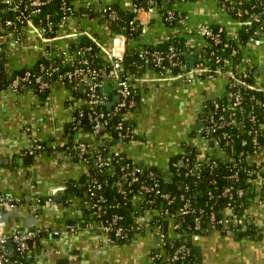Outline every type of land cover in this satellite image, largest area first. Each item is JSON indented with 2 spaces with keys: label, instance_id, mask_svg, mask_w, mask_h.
I'll list each match as a JSON object with an SVG mask.
<instances>
[{
  "label": "crops",
  "instance_id": "0c3cea01",
  "mask_svg": "<svg viewBox=\"0 0 264 264\" xmlns=\"http://www.w3.org/2000/svg\"><path fill=\"white\" fill-rule=\"evenodd\" d=\"M133 1L77 0L74 6L90 8L88 5H91L99 12V7L115 5L132 11ZM225 1L180 0L169 3L168 8L182 11L188 18V32L184 36L191 43L185 46L183 67L174 66L158 71L150 66L128 74L137 93L134 109L128 112L136 138L121 144V148L135 162L145 167L159 166L166 169L169 159L182 155L186 144L191 142L202 151L203 156H225L224 151L215 150L212 143L202 139L201 130L206 125L207 116L203 117L208 111L206 107L215 97L226 92L227 80L220 76L198 77L199 64L206 54V38L202 30L205 27H220L232 37L240 31L241 23L228 14ZM165 3L164 8L167 9ZM164 12L155 8L146 10L142 15L140 20L144 42L157 45L171 38L175 26L166 24ZM90 31L100 32L106 47L111 46V50L118 45L109 27L81 16L70 18L51 49L55 55L61 54L63 61H68L74 55L70 43H79L78 37L91 34ZM261 38L262 45L249 43L243 50L242 62L250 58L253 60L258 74L256 82L264 87V34ZM5 49L4 69L10 75L15 69L35 65L42 58L46 44L35 30H29L22 43L8 42ZM192 54H197V57L191 59V64L186 57ZM106 86L112 89L105 91L110 97L109 102L116 103L118 95L115 88L109 84ZM79 91L75 95L71 89L54 84L42 99L28 90L18 93L10 89L0 90V194L20 197L23 202L20 207L3 216L7 229L10 232L21 229L38 231V250L33 252L37 264H59L64 260L68 264H98L97 257L107 249L108 244L131 246L118 264H152L151 255L157 244L155 233L147 231L126 240L108 241L105 235L82 227L85 215L78 191L69 193L62 189L63 186L79 183L80 178L89 172V166L83 161L63 160L64 144L67 145L72 138L74 142L88 139L83 129L77 130L74 136L70 132L74 118L86 106L85 89L81 87ZM201 121L204 124L197 129L195 124ZM182 135L185 136L182 138ZM36 142L45 145L46 150L42 154L32 155L30 151ZM27 156L32 158L30 164L24 162ZM256 158L264 161V151ZM58 192H62V200ZM262 193L253 194V200L242 211L243 217L249 218L254 225L251 233L255 236L243 235L241 232L238 240L220 231L200 236L190 243V247H196V250L189 252L194 264H264ZM39 198L46 202L39 204ZM230 213L231 210L226 209L222 214L229 217ZM68 224L73 226L71 230H66ZM229 229L239 232L230 227L227 231ZM54 230L61 232L54 234ZM142 242L146 246H141V250L134 254L135 244ZM10 248L12 256L16 255L14 247L10 245Z\"/></svg>",
  "mask_w": 264,
  "mask_h": 264
},
{
  "label": "built area",
  "instance_id": "2783aa9c",
  "mask_svg": "<svg viewBox=\"0 0 264 264\" xmlns=\"http://www.w3.org/2000/svg\"><path fill=\"white\" fill-rule=\"evenodd\" d=\"M54 1H60L62 3L63 14L61 16L59 25L60 27H65L69 22L71 13L74 11V2L73 5L69 4L66 0H0V13H9V16L3 20H0V60L6 58V49L5 46L8 42L15 44L22 43L26 36V33L29 30H35L39 36L42 38L46 44V49L42 55V58L52 59L54 56H57L60 60L62 55H55L53 51L48 50V47L51 46L54 40L50 37H47L46 32L48 29H51L55 23L50 21L48 26H44L41 22H36L34 16L40 13L44 6L52 3ZM94 1V0H93ZM180 1V0H175ZM155 1L152 0V5H155ZM90 4V3H89ZM91 8V5H88ZM104 16H108L110 19H115L117 17V12L112 9L111 6H102L98 8ZM155 9V7L150 6L148 8L140 5L134 4L132 12L135 15L136 19H141L142 15L146 10ZM169 19L177 18V25L175 26L170 37L176 34L184 35L188 32L186 22L188 21L186 14L179 10H168L167 12ZM261 13L255 14L253 16L255 21H261ZM241 23V22H240ZM50 27V28H49ZM261 31L256 30L254 35L247 41L245 46H241L239 42L238 35L235 37L230 36L237 43L230 53L229 57L217 56L215 60V67L213 70H210L207 65V61L203 58V61L200 62L199 66V78H215L216 76L223 77L227 80V83H234L237 81V77H242L244 79L253 77V83L247 84L249 88L255 89L262 92V100L259 101L261 107L264 109V87L256 82L258 74L256 72V67L254 66L253 60L247 59L242 62L243 50L247 48L249 43L254 44V46L262 45V38L260 33L264 31V21ZM222 28L219 32H222ZM202 34L205 38L212 39L216 44L220 43L222 40L220 34L216 33L211 27H205L202 30ZM56 39V38H55ZM116 41L118 45H115L111 50V66L109 71H103L102 69H97L93 67L88 60H83V65L75 68L74 70L60 75V79L66 78L68 81L72 82L74 87L73 90L78 86L79 88L83 87L86 94V106L90 107L91 112L89 114V121L92 124V132L88 134V139L83 141L74 142L73 146L70 147L68 144H64L62 150L64 153V159L75 160L76 155L72 152V149L76 150L78 160L83 161L85 164L90 166V158L88 154L95 157L97 166L100 171H105L107 173H115L116 171L112 167V160L114 156L118 157H127L128 155L122 149H117L111 143L113 137H110L102 142L89 143L92 139L95 141L101 133V129L106 125L107 117H117L119 118V124L115 126L117 134L121 139L131 140L136 138V131L134 128L133 122L128 118V112L134 109L135 106V97L136 89L133 86L131 79L125 73L124 59L127 50V37L124 35H117ZM191 43L190 40L185 41V46ZM119 45L121 48L118 49ZM170 52L165 56L163 54H158L151 57L147 49L141 48L140 57L144 59L147 63H153V67L161 66L162 62L166 60H173L171 62V67L179 66L183 67V60H179V55L175 50L174 46L170 47ZM86 52L91 53V49L87 48ZM79 54L82 51L78 52ZM241 53V54H240ZM239 57V58H238ZM73 58H70V60ZM167 67V69H171ZM165 68V66L163 67ZM2 69L0 68V71ZM47 71V76L51 77L54 73H57L58 68H53ZM6 73V72H5ZM12 78L10 84L3 89H10L13 92H21L22 87H28L29 85H37L38 88L42 91L47 87V83L42 80V75L32 76L30 72L20 74H10L8 75ZM45 79V77L43 78ZM56 84L66 87V82L60 80ZM109 84L112 85L116 94L118 95V101L111 107L108 108L107 104L110 100L109 95L105 92V86ZM236 86V84H232ZM2 89V90H3ZM72 90V88H70ZM36 94V93H35ZM226 92L215 97L211 104H209L206 109L207 119L206 125L201 130L203 140L207 143H212V147L215 150H220L225 152V148L231 147L234 145V136L232 133L227 131H222V140L219 136L215 135V132L218 128L226 126V122L223 119L222 115H219L220 104L218 99L223 97ZM37 95V94H36ZM229 97H232L233 101L228 104L226 109H232L234 107L241 108L242 97L238 93H228ZM104 107L107 108L104 109ZM225 109V107H223ZM205 111V110H204ZM85 115L84 109H81L77 116L74 118V124L76 127L77 119ZM129 119L130 124L124 125V122H127ZM251 120L254 122H259V126L264 128V117L263 119H258L256 115L251 116ZM230 124L237 125L241 128L242 132L244 130V121L236 123V120L233 119ZM31 129V128H29ZM248 134H252V130H248ZM255 134V133H254ZM195 146L198 150L197 157L192 161L189 154L186 155L184 152L182 154V161L189 168L187 174L191 176H196V180L201 181L202 179V170L205 166L206 161L208 164L215 163V160H212L211 157L203 156L202 151L193 143H189ZM256 144L258 142L256 141ZM259 149H255L254 156H250L251 161H258L257 156H259L262 151H264V145H258ZM46 150L45 145L42 143L36 142L34 148L30 151V154H42ZM260 150V151H258ZM261 152V153H260ZM127 155V156H126ZM135 162V161H134ZM194 162V163H193ZM259 162H264L260 160ZM64 164L66 162H63ZM137 163V162H135ZM193 163V165H192ZM192 165V166H191ZM127 171L124 172L123 181L118 182L117 185H125L124 183H131L133 181H139L141 176L145 174L142 166L127 164ZM212 167V166H211ZM170 180L164 178L163 181L152 177V182L150 185H144L138 191L134 192L131 197V216L132 223L127 225L123 216L117 212L109 213L110 209H117L120 207L121 202L117 201L116 204H111L110 199L105 191H103V184L97 179V177H91V181L88 183V190L90 196L82 199L81 207L82 210L88 211L90 217L83 216L81 225L84 229L89 231H95L107 237L108 241L115 242L131 238L137 233H144L147 231H152L157 237L156 248L151 255L152 264L154 260L164 257V260L172 261H181L189 254V248L187 243H179L177 249L172 255H168L165 251L168 244L173 245L175 240H188L190 243L194 240H198L200 236H203L202 233H210L212 231L227 230L229 227L235 229L239 232L246 231L251 225V220L249 218L243 217V215L236 213V210L233 206L228 204L227 206L220 207V210H215V206L211 205V211L208 216L209 229L205 231L204 229V210L201 208V212L195 214L196 210L199 209L196 207L194 209L193 203L190 199V196L185 197L184 194H178L177 196L170 193L169 190H165V185H168ZM255 186L251 187L253 194L262 193L264 191V182L255 181L253 183ZM75 186H82L80 183H76ZM186 189H189V186H185ZM151 193H154L156 196L161 197L160 207L152 208L155 205L156 199L151 197ZM202 195H207L209 200L216 198L217 196H230L234 195L233 186H227L220 194H217L213 189L201 190L199 191ZM236 193L240 196H244V189H236ZM125 198V196H124ZM183 200L181 206L176 209H170L165 207V203L171 204L174 199ZM261 203L264 204V196L261 198ZM253 197H247V201L251 202ZM38 203H45L46 200L39 198ZM22 199L20 197H11L7 195L0 194V264H26L25 261L13 260L10 245L15 249L16 254H19L21 257H27L30 254V248L33 243H36L39 233L37 230H16L8 231L6 222L4 220V213L14 211L22 205ZM231 210L229 217H225L222 213L224 210ZM193 215V225L194 229L188 230L184 228V223L188 216ZM230 224L232 226H230ZM72 225L68 224L66 230H71ZM221 229V230H220ZM208 231V232H207ZM54 234H59L60 230L52 231ZM31 264V263H29ZM181 264V263H179Z\"/></svg>",
  "mask_w": 264,
  "mask_h": 264
},
{
  "label": "trees",
  "instance_id": "16d2710c",
  "mask_svg": "<svg viewBox=\"0 0 264 264\" xmlns=\"http://www.w3.org/2000/svg\"><path fill=\"white\" fill-rule=\"evenodd\" d=\"M69 4L73 5V0H66ZM155 5H152V0H134V4H140L146 8L153 6L164 12V20L166 24L171 27L177 25V18L169 19L168 18V10L173 9L172 7L165 9L164 3H174L175 0H154ZM226 11L228 14L238 21L241 22V28L238 33V38L241 46H245L247 41L254 35L256 30L261 31V27L263 26L264 21V0H226ZM62 3L60 1H54L44 6L42 11L34 16L36 22H41L42 25L48 26L50 21H53L55 25L48 29L46 32L47 37L55 40L63 28L60 27L59 22L61 16L63 14L62 11ZM111 6L114 11L117 12V17L115 19H110L108 16H104L101 11L96 12L95 8H74V11L70 14V18H79L81 16L88 17L90 20H97L99 24L103 26H107L111 30L112 38L117 35H124L127 37V50L124 59L125 65V73L130 78L128 74L134 73L135 71H142L146 67L153 66V63H147L144 59L140 57L141 48L147 49L151 57L156 56L158 54L167 55L170 52V47L174 46L176 52L179 55V60L184 59V49H185V41L186 36L184 35H173L167 41L162 44L154 45L153 43H147L142 40V32H143V24L141 20L136 19L135 15L130 10L120 9L115 5ZM261 13V21H255L253 16L255 14ZM9 16V13H0V20L5 19ZM50 28V27H49ZM216 33L220 34L221 42L216 44L212 39L206 38L204 49L206 54L204 55L205 60L207 61V65L210 70H213L215 67V60L218 55L222 57H229L232 49L236 47L237 43L231 38L224 29L222 32L220 27H211ZM91 34H81L78 38L79 43H70L71 51L74 53L73 59L68 61H63V59H59L57 56H54L52 59L41 58L35 65L31 67H23L15 69V74L22 75L23 73L30 72L32 76L42 75V80L47 83V87L42 91L38 88L37 85H29L28 87H22L20 91H32L36 93L40 98L44 99L52 86L56 84V82H60L63 80L66 82V87L68 89L72 88V92L77 95L80 91L79 86L73 90V83L68 81L66 78L60 79V75H64L77 67L83 65V60H88L89 63L97 68L102 69L103 71H109L111 66V46L106 47L103 35L100 32L90 31ZM53 45V44H52ZM51 45V46H52ZM51 46L48 47V50L53 51ZM90 48L91 53L86 52V49ZM106 48V49H104ZM82 51V53H78ZM241 54V53H240ZM239 58V57H238ZM171 62L173 60H166L162 62L161 66L155 67L158 71H164L167 67H171ZM167 63V64H166ZM165 66V68H163ZM4 63L0 60V90L7 87L12 78L5 73ZM53 68H58L57 73H54L53 76H47V71ZM173 68V67H172ZM45 77V79H43ZM237 81L234 83L236 86H232L234 83H228L226 85V94L218 99L220 104L219 115L223 117L226 126L222 128H218L215 132L216 136H219L222 140V131H227L232 133L234 136V145L231 147L225 148V156L223 158L211 156L212 160H215V163H212L211 166L208 164V160L205 163V166L202 170V179L201 181L196 180V176H191L187 174L188 166L183 163L181 164L182 155L180 156H172L169 159L168 166L166 169H162L159 166H150L145 167L140 163H135L133 159L127 157H118L114 156L112 160V167L116 171L113 173H107L105 171H100L95 157L88 154L90 158V166L89 172L86 175H83L79 183L82 184L83 188H79V186H73V193L77 190L78 196L82 199H85L90 196L88 190V183L91 181V177H97V179L103 184V191H105L109 197V201L111 204H116L117 201H120V207L117 209H110L109 213L117 212L123 216L127 225L132 223V208H131V197L134 192L138 191L144 185H150L152 182V177L162 180L164 178H168L170 183L168 184L167 191L174 195L184 194L185 197L187 195L190 196V199L193 203L194 209L198 207L199 209H195V214L201 212V208L204 210V229L208 230L209 221L208 216L210 214L211 205L215 206V210H220V207L233 206L236 210V213L240 214V211H245L247 206L249 205V201H247V197H251L253 195L251 191V187L255 186L253 183L255 181L264 182V162L251 161L250 156L257 155L255 154V149H259L258 145H264V128L259 126V122H254L251 120L252 115H256L258 119H263L264 117V109L261 107L259 101L262 100V92L251 89L248 87L249 84L253 83V77L250 78H242L237 77ZM248 84V85H247ZM238 93L240 97H242L241 108L234 107L232 109H226L228 104L233 101L232 97L228 96V93ZM211 102V101H210ZM209 102V104H211ZM108 107V106H107ZM225 107V109H223ZM85 115L83 117L77 119V125L73 123V128L70 129V132L73 134L76 133L77 130L83 129L88 134L92 132V124L89 121V114L91 112L90 107L84 106ZM104 109L107 110L106 107ZM235 119L236 123L241 120L244 121V130L241 131V128L237 125L230 124V122ZM107 124L104 125L101 129V133L98 137H96L95 141L92 139L89 143L102 142L110 137H113L111 143L117 149H122L121 144H126L131 141L128 139H121L118 134L115 126L119 124V118L117 117H107ZM130 121L128 119L127 122H124V125H129ZM252 130V134H248V130ZM255 133V134H254ZM71 134V135H72ZM71 136V137H73ZM115 141H117L115 143ZM256 141L258 144H256ZM70 147L73 146V138L68 143ZM260 151V150H258ZM74 155H76L75 160H78L76 150L72 149ZM190 155L191 160L194 161L195 157H197L198 150L195 146L191 144H186L185 151ZM261 153V152H260ZM194 163V162H193ZM192 163V165H193ZM131 164L132 166L138 165L142 166L145 174L141 176L139 181H133L131 183H124L125 185H117L118 182L123 181L124 172L127 171L126 165ZM191 165V166H192ZM186 185L189 186V189H186ZM227 186H233L234 195L230 196H217L216 198L209 200L207 195H202L199 191L213 189L217 194H220L222 190ZM242 188L245 193L243 197H240L236 193V189ZM125 196V198H124ZM264 196V194H263ZM151 197L155 198V205L152 208L160 207L161 197L156 196L154 193H151ZM183 200L174 199L171 204L165 203V207L170 209H176L181 206ZM86 217H90V213L88 211H83ZM193 215L187 217L184 228L188 230H193ZM221 230V229H220ZM254 231V225L251 224L249 229L243 231V235H248ZM208 232V231H207ZM222 234H226L227 230H221ZM202 235H207V233H202ZM186 242L188 247L190 246V241L177 239L173 243V245L168 244L166 246L165 251L168 255H172L174 251L177 249L179 243ZM39 240L37 239L36 243H33L31 246L30 254L27 257H21L19 254L12 256L13 260L25 261L26 264H37L35 258L33 256V252L38 250ZM194 264V260L192 255L189 253L185 259L181 261H172V260H164V257H160L154 260V264Z\"/></svg>",
  "mask_w": 264,
  "mask_h": 264
},
{
  "label": "rangeland",
  "instance_id": "374dc122",
  "mask_svg": "<svg viewBox=\"0 0 264 264\" xmlns=\"http://www.w3.org/2000/svg\"><path fill=\"white\" fill-rule=\"evenodd\" d=\"M181 132V131H180ZM185 135H182V138ZM132 149V148H131ZM132 152V150H130ZM136 246H134V254H136V252H139V250H141V246L145 247L146 244L144 242L138 244H135ZM131 246L127 245V244H108L107 249L104 250L103 252H100V254L97 257V261L98 264H118L122 261V259L124 258V256H126V254L128 252H125L127 249H130Z\"/></svg>",
  "mask_w": 264,
  "mask_h": 264
},
{
  "label": "water",
  "instance_id": "95a60500",
  "mask_svg": "<svg viewBox=\"0 0 264 264\" xmlns=\"http://www.w3.org/2000/svg\"><path fill=\"white\" fill-rule=\"evenodd\" d=\"M168 2H166L165 3V7L166 8H168ZM264 34V32H261L260 33V35H263ZM195 57H197V54H192V55H189V56H187L186 58H188L189 60V63H193V60H191V59H193V58H195ZM3 62H5V61H3ZM167 64V63H166ZM176 71L178 70V69H175ZM186 73V72H185ZM112 89H111V87L110 86H106L105 87V91L106 92H109V91H111ZM115 103V101L114 102H109L108 104H107V106H108V108H111L112 106H113V104ZM207 112H205L204 114H203V117H206L207 116ZM204 124V122H199V123H196L195 124V127L198 129V128H200V126L201 125H203ZM117 141H115V143H116ZM31 160H32V158L31 157H25L24 158V162L25 163H31ZM181 164H183V161L181 160ZM79 188H83L82 186H79ZM167 188H168V185H165V190H167ZM62 189L63 190H67L69 193H73V186L72 185H70V186H63L62 187ZM57 194H59L60 195V200H62V198H63V195H62V192L61 193H57ZM264 193H262V195H263ZM70 198L72 199V196H70ZM7 213H5L4 215H6ZM240 214L241 215H243V212L242 211H240ZM230 226H232L231 224H230ZM227 234L229 235V236H231V237H235L236 239H240L241 238V232H235V231H233V230H231V229H229L228 231H227ZM251 234V236L252 237H254L255 235L254 234H252V233H250ZM256 237H258L259 238V236H256ZM127 242L128 243H130L131 242V240H127ZM192 250H196V247H190L189 248V252H191ZM200 252V251H199ZM200 254V253H199ZM201 255V254H200ZM59 264H68V262L66 261V260H64V261H62V262H60Z\"/></svg>",
  "mask_w": 264,
  "mask_h": 264
}]
</instances>
